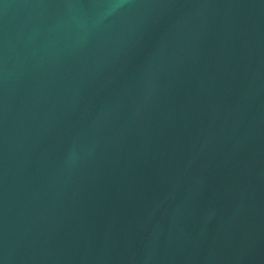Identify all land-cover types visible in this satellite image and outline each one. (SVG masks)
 I'll return each mask as SVG.
<instances>
[{
  "label": "water",
  "instance_id": "water-1",
  "mask_svg": "<svg viewBox=\"0 0 264 264\" xmlns=\"http://www.w3.org/2000/svg\"><path fill=\"white\" fill-rule=\"evenodd\" d=\"M0 264H264V0H0Z\"/></svg>",
  "mask_w": 264,
  "mask_h": 264
}]
</instances>
